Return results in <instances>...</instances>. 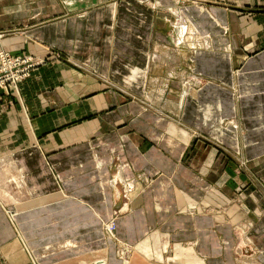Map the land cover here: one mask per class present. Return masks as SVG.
Instances as JSON below:
<instances>
[{"label":"crops","instance_id":"0c3cea01","mask_svg":"<svg viewBox=\"0 0 264 264\" xmlns=\"http://www.w3.org/2000/svg\"><path fill=\"white\" fill-rule=\"evenodd\" d=\"M0 48L45 58L0 89V264H264V0H0Z\"/></svg>","mask_w":264,"mask_h":264},{"label":"built area","instance_id":"2783aa9c","mask_svg":"<svg viewBox=\"0 0 264 264\" xmlns=\"http://www.w3.org/2000/svg\"><path fill=\"white\" fill-rule=\"evenodd\" d=\"M44 62L45 58L31 53L12 54L8 50L0 48V89L6 88L9 84L15 85ZM120 252L123 254L124 249Z\"/></svg>","mask_w":264,"mask_h":264},{"label":"rangeland","instance_id":"374dc122","mask_svg":"<svg viewBox=\"0 0 264 264\" xmlns=\"http://www.w3.org/2000/svg\"><path fill=\"white\" fill-rule=\"evenodd\" d=\"M38 66H39V65H38ZM34 69H35V68H34ZM24 78H25V77H24ZM24 78H23V79H24ZM21 80H22V79H21ZM119 208H120V206H119V207H116V208L114 209V214H115V215H116L117 213H119V212H122V210H119ZM110 222H111V221H110ZM108 225H109V224H105V223H103V229L105 230V233H106V234H108V235L111 234V235H112V234H113L112 231H111V232H110V230L107 231V229H108V228H107ZM118 251H119V250H118ZM120 258L122 259V261L124 260L121 256H120ZM100 261H102V262H100ZM95 263H97V264H105V263H106V259H100V260L96 261Z\"/></svg>","mask_w":264,"mask_h":264},{"label":"bare ground","instance_id":"6f19581e","mask_svg":"<svg viewBox=\"0 0 264 264\" xmlns=\"http://www.w3.org/2000/svg\"><path fill=\"white\" fill-rule=\"evenodd\" d=\"M107 224H109L108 227H107V228H108L107 231L110 230V232H111V231L113 232V229H114L115 223H114L113 221H111V222H109V223H107ZM112 224H113V227H111ZM100 262H102V261H100Z\"/></svg>","mask_w":264,"mask_h":264}]
</instances>
